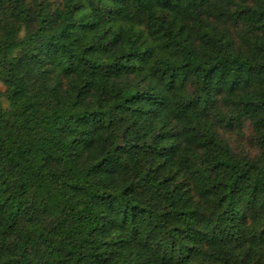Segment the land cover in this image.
Listing matches in <instances>:
<instances>
[{
  "label": "trees",
  "instance_id": "1",
  "mask_svg": "<svg viewBox=\"0 0 264 264\" xmlns=\"http://www.w3.org/2000/svg\"><path fill=\"white\" fill-rule=\"evenodd\" d=\"M0 84V264H264V0H0Z\"/></svg>",
  "mask_w": 264,
  "mask_h": 264
},
{
  "label": "rangeland",
  "instance_id": "2",
  "mask_svg": "<svg viewBox=\"0 0 264 264\" xmlns=\"http://www.w3.org/2000/svg\"><path fill=\"white\" fill-rule=\"evenodd\" d=\"M2 91H4V88H3V86L0 84V92H2ZM246 149H248V148H246Z\"/></svg>",
  "mask_w": 264,
  "mask_h": 264
}]
</instances>
